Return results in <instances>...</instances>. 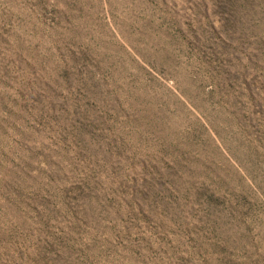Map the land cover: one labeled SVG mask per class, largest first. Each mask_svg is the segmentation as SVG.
Segmentation results:
<instances>
[{
    "label": "rangeland",
    "instance_id": "rangeland-1",
    "mask_svg": "<svg viewBox=\"0 0 264 264\" xmlns=\"http://www.w3.org/2000/svg\"><path fill=\"white\" fill-rule=\"evenodd\" d=\"M0 264H264V0H0Z\"/></svg>",
    "mask_w": 264,
    "mask_h": 264
}]
</instances>
